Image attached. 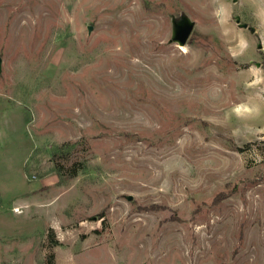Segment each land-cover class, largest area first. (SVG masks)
<instances>
[{
	"label": "rangeland",
	"instance_id": "rangeland-1",
	"mask_svg": "<svg viewBox=\"0 0 264 264\" xmlns=\"http://www.w3.org/2000/svg\"><path fill=\"white\" fill-rule=\"evenodd\" d=\"M0 264H264V0H0Z\"/></svg>",
	"mask_w": 264,
	"mask_h": 264
},
{
	"label": "water",
	"instance_id": "water-1",
	"mask_svg": "<svg viewBox=\"0 0 264 264\" xmlns=\"http://www.w3.org/2000/svg\"><path fill=\"white\" fill-rule=\"evenodd\" d=\"M192 25L189 23H184L178 27L175 32V40L180 44H184L191 32Z\"/></svg>",
	"mask_w": 264,
	"mask_h": 264
},
{
	"label": "trees",
	"instance_id": "trees-1",
	"mask_svg": "<svg viewBox=\"0 0 264 264\" xmlns=\"http://www.w3.org/2000/svg\"><path fill=\"white\" fill-rule=\"evenodd\" d=\"M70 176H72V174Z\"/></svg>",
	"mask_w": 264,
	"mask_h": 264
}]
</instances>
